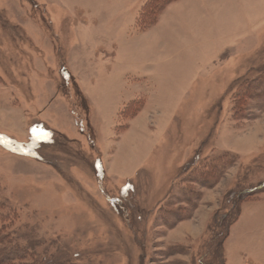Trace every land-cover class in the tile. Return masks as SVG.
<instances>
[{
  "label": "rangeland",
  "instance_id": "obj_1",
  "mask_svg": "<svg viewBox=\"0 0 264 264\" xmlns=\"http://www.w3.org/2000/svg\"><path fill=\"white\" fill-rule=\"evenodd\" d=\"M148 1L0 0V235L50 264H264V0Z\"/></svg>",
  "mask_w": 264,
  "mask_h": 264
},
{
  "label": "trees",
  "instance_id": "obj_2",
  "mask_svg": "<svg viewBox=\"0 0 264 264\" xmlns=\"http://www.w3.org/2000/svg\"><path fill=\"white\" fill-rule=\"evenodd\" d=\"M169 2L170 0H151V1L149 0L146 3V6L141 14L145 16L144 18L146 17L149 18L151 17V12L153 11L152 9L154 5L156 8L157 6L159 7L160 5L164 7ZM147 7H149V11L146 10ZM163 7H161L160 10H162ZM208 175L210 174H205V177H208ZM206 183L213 185V183L210 181L209 182L206 181ZM261 190H263V188ZM255 191L253 192L244 191L243 193L240 194V197L239 196L236 197V199L232 202L234 209L232 208L230 212L224 214L222 217L219 218L218 226L220 227L221 230L224 227H226V223L228 221L227 219L230 217V215L234 216L233 213L234 211H236L235 207H236L237 199L241 198L242 200H247L248 197L254 195ZM30 251L33 250H29V248H24L20 246L18 240L12 238L10 233L5 235H0V264H50L46 262L45 258L41 257L36 252H30Z\"/></svg>",
  "mask_w": 264,
  "mask_h": 264
},
{
  "label": "crops",
  "instance_id": "obj_3",
  "mask_svg": "<svg viewBox=\"0 0 264 264\" xmlns=\"http://www.w3.org/2000/svg\"><path fill=\"white\" fill-rule=\"evenodd\" d=\"M102 46V45H101ZM101 48V47H100ZM99 50V47H96V50ZM70 71V70H69ZM63 73H65V74H68V72L64 69V72ZM70 73V72H69ZM72 75H73V73H72ZM133 132L135 131V130H138V123L137 122H135L134 124H133ZM38 132V134H42L43 135V137L45 136V133H48L47 131H44V133H42L43 132V130H40V131H37ZM48 137V136H47ZM46 140V139H45ZM231 149V148H230ZM231 150H234V149H231ZM148 161V160H147Z\"/></svg>",
  "mask_w": 264,
  "mask_h": 264
}]
</instances>
